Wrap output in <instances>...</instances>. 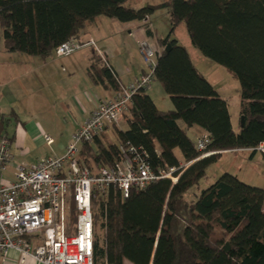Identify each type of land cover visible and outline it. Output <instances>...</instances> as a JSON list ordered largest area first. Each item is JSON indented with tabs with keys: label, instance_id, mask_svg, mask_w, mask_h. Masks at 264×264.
Segmentation results:
<instances>
[{
	"label": "trees",
	"instance_id": "obj_1",
	"mask_svg": "<svg viewBox=\"0 0 264 264\" xmlns=\"http://www.w3.org/2000/svg\"><path fill=\"white\" fill-rule=\"evenodd\" d=\"M128 1L0 0L4 50L44 60L63 43L80 41L86 24L98 17L142 22L153 38L151 16L169 10L171 31L157 40L162 51L153 82L163 87L173 109L159 110L149 88L140 90L133 96L128 129H116L117 143L106 148L96 139L94 147H82L80 157L89 168L113 166L132 147L145 152L155 173L176 169V181L161 179L127 198L114 189L97 195L94 264H264V189L224 173L193 204L185 199L222 152L254 155L264 147V0H170L139 10L125 7ZM181 24L191 45L239 82L244 118L239 133L227 100L173 38ZM88 74L94 84L115 92L122 86L97 56ZM179 122L204 130L212 154L202 157ZM7 123L0 115V138L11 142Z\"/></svg>",
	"mask_w": 264,
	"mask_h": 264
},
{
	"label": "built area",
	"instance_id": "obj_2",
	"mask_svg": "<svg viewBox=\"0 0 264 264\" xmlns=\"http://www.w3.org/2000/svg\"><path fill=\"white\" fill-rule=\"evenodd\" d=\"M90 45L94 43L70 40L56 54L69 57ZM139 47L147 71L101 102L62 156L46 157L32 165L15 163L11 143L0 138V257L6 258L14 250L22 262L32 258L38 264H94L97 195L114 189L127 198L132 190H143L161 179L176 181V169L155 173L145 152L132 147L113 166L89 168L80 157L85 144L127 122L133 96L151 86L161 51L149 38ZM45 140L52 143L50 137ZM210 142L207 134L197 138L195 146L202 157L212 154L207 151ZM257 150L264 152V147ZM12 164L13 179H9L5 173Z\"/></svg>",
	"mask_w": 264,
	"mask_h": 264
},
{
	"label": "crops",
	"instance_id": "obj_3",
	"mask_svg": "<svg viewBox=\"0 0 264 264\" xmlns=\"http://www.w3.org/2000/svg\"><path fill=\"white\" fill-rule=\"evenodd\" d=\"M150 29L154 34L153 38L148 37L142 22L120 23L106 17H98L86 24L80 39L83 43H94L93 46H86L69 57L53 56L46 60L20 53H8L4 50L2 41L0 115L8 120L5 135L11 139L10 147L15 163L32 165L46 157L62 156L73 135L92 112L101 102L113 98L116 93L107 85L93 83L88 74L92 58L97 56L102 63L112 68L122 86L130 85L147 71L140 54V42L146 38L157 42L158 39L168 36L159 37L152 25ZM152 85L147 93L153 99L156 96V89ZM218 92L227 100L223 91ZM161 95L164 102L165 94ZM227 102L229 103V100ZM164 104L165 109L157 106L158 109L172 110L167 100ZM52 106L66 115L71 124L60 133L65 143L58 149L54 146V137L51 135H54V131L62 123L54 120L55 116L50 109ZM181 123L179 122V126L186 129L189 137V133H194L196 139L206 134L199 127L186 128ZM49 124L56 129L50 130ZM45 137H50L52 143L48 144ZM241 153L252 154L247 150L225 151L221 153L223 155L221 158ZM177 155L179 156L178 153ZM14 167L15 164L9 165L6 170L5 174L9 179H13ZM0 264L38 263L32 258L22 262L20 254L12 250L6 258L0 257Z\"/></svg>",
	"mask_w": 264,
	"mask_h": 264
},
{
	"label": "rangeland",
	"instance_id": "obj_4",
	"mask_svg": "<svg viewBox=\"0 0 264 264\" xmlns=\"http://www.w3.org/2000/svg\"><path fill=\"white\" fill-rule=\"evenodd\" d=\"M168 1L170 0H129L125 4V7L129 9L139 10L148 5H159ZM149 22L150 26L152 25V28L157 32L159 37H166L167 35H169L171 31L169 10L164 9L157 11L151 16ZM173 38L178 40V43L181 46H184L189 51L194 65L215 87V89L218 91H223L226 99L229 100V112L231 115L233 130L235 133H239L241 127V90L237 79H235L234 76L231 75L225 68L205 58L197 49H195L191 45L186 26L184 24H181L177 28V30L173 34ZM153 42L157 46V48L162 51V48L158 45V43L155 40ZM1 45L2 39H0V46ZM54 57L60 58L59 56H57V54ZM152 84L151 85L156 89V96H154L153 100L155 101L157 106L160 109H162L163 107L165 109L164 102L165 100H167L168 104H170L173 109L171 100L167 97L163 87L157 82H153ZM158 90L160 95L157 94ZM161 94H165L164 98L166 99H164V102L162 100ZM167 98L169 99V101ZM50 109L51 111H53L52 115L55 116L54 120L58 123H62L61 125H59L60 127L58 129L51 127V125L49 124L50 130L56 129L54 132L57 134V136L54 133V135H51V137H54V146L58 149L60 145H63L65 143L64 137H62L60 133L62 131L64 132V130H66V128L71 124L70 119L61 111L54 109L53 106ZM66 122L68 123V125H66ZM181 125L183 124L181 123ZM119 128L121 130H127L128 126L126 122H123L119 126L111 127L106 131V133H104V136L99 139V142L106 148L113 144H116V129ZM189 135L194 142L195 140H197L194 133H189ZM95 143L96 142H93L91 145L94 147ZM57 152L59 153V151ZM177 153L180 156V153ZM222 156L223 155L221 154V157ZM221 157L217 163L208 168L206 176L200 181L197 187L191 189L185 195V199L188 201V203L193 204L196 201L197 196L202 191L208 189L211 185H213L217 181V179L224 173H231L233 175H236L245 183L264 189V156L261 154V152H257L254 155L247 153L231 154L223 157V159ZM73 220L74 218L71 217V221Z\"/></svg>",
	"mask_w": 264,
	"mask_h": 264
},
{
	"label": "water",
	"instance_id": "obj_5",
	"mask_svg": "<svg viewBox=\"0 0 264 264\" xmlns=\"http://www.w3.org/2000/svg\"><path fill=\"white\" fill-rule=\"evenodd\" d=\"M170 48H171V46H167L166 51H169ZM243 125H244V118L241 117V127H243Z\"/></svg>",
	"mask_w": 264,
	"mask_h": 264
}]
</instances>
